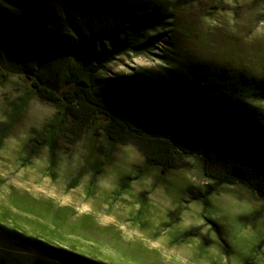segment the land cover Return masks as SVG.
<instances>
[{"label":"rangeland","instance_id":"374dc122","mask_svg":"<svg viewBox=\"0 0 264 264\" xmlns=\"http://www.w3.org/2000/svg\"><path fill=\"white\" fill-rule=\"evenodd\" d=\"M193 9L168 31L181 54L264 72V0H197ZM3 46L7 56L13 48ZM165 46L121 56L107 74L156 67ZM31 88L19 72L0 85V220L62 234L113 264H264L263 197L216 186L199 159L165 172L132 145L108 148L101 120L59 126L57 108Z\"/></svg>","mask_w":264,"mask_h":264},{"label":"trees","instance_id":"16d2710c","mask_svg":"<svg viewBox=\"0 0 264 264\" xmlns=\"http://www.w3.org/2000/svg\"><path fill=\"white\" fill-rule=\"evenodd\" d=\"M196 1L0 0V85L19 72L57 108L59 126L101 120L108 148L132 145L165 172L199 159L216 186L264 198V72L180 53L168 31L196 13ZM8 43L11 58L1 52ZM162 43V64L107 74L119 57ZM36 230L0 220V264H113Z\"/></svg>","mask_w":264,"mask_h":264}]
</instances>
